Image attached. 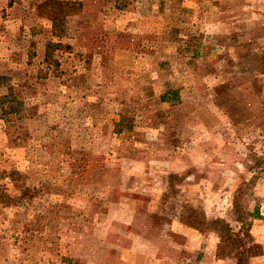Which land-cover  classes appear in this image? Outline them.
Listing matches in <instances>:
<instances>
[{"label":"rangeland","instance_id":"1","mask_svg":"<svg viewBox=\"0 0 264 264\" xmlns=\"http://www.w3.org/2000/svg\"><path fill=\"white\" fill-rule=\"evenodd\" d=\"M64 1L0 0V264H264V0Z\"/></svg>","mask_w":264,"mask_h":264},{"label":"trees","instance_id":"2","mask_svg":"<svg viewBox=\"0 0 264 264\" xmlns=\"http://www.w3.org/2000/svg\"><path fill=\"white\" fill-rule=\"evenodd\" d=\"M80 5H81L80 2H72V1H64V0H62V1L61 0H46V2L42 3V6H40L39 8L42 9V10H40V12L43 15L45 14V12H43V10L44 11L46 10V13H48L47 16L54 22V28L57 30L60 27L61 23L63 22V19L65 18L66 14H67V10L76 9V7H78ZM52 47H53L52 44H48L46 53H49L51 51ZM5 81H6V77L0 76V88L5 86ZM11 91H13V90H11ZM13 92H11V93H13ZM172 93H174V92H172ZM164 98L169 99V96L166 95V96H164ZM3 99L4 100L10 99V94L7 95L6 97H4ZM243 228H246V226H244ZM227 230H228V232L225 234V232ZM227 230H225L224 235L221 238L222 242L227 241L225 239L227 236L228 237H232V236L238 237L237 235L232 233V230H230L228 228H227Z\"/></svg>","mask_w":264,"mask_h":264}]
</instances>
